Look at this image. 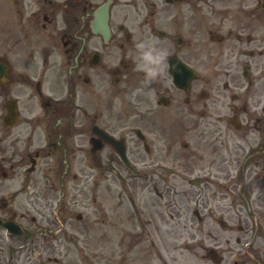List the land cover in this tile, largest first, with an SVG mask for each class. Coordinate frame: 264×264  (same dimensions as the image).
<instances>
[{"label": "flooded vegetation", "instance_id": "obj_1", "mask_svg": "<svg viewBox=\"0 0 264 264\" xmlns=\"http://www.w3.org/2000/svg\"><path fill=\"white\" fill-rule=\"evenodd\" d=\"M106 4L109 35L93 28ZM149 47L167 51L155 77ZM97 130L130 166L104 140L93 151ZM151 184L137 264H179L177 218L190 264H264V0H0V217L22 233L0 227V257L41 264L54 206L71 227L84 190L120 210L126 186Z\"/></svg>", "mask_w": 264, "mask_h": 264}, {"label": "rangeland", "instance_id": "obj_2", "mask_svg": "<svg viewBox=\"0 0 264 264\" xmlns=\"http://www.w3.org/2000/svg\"><path fill=\"white\" fill-rule=\"evenodd\" d=\"M184 188H185V191L183 192V195H188V197L190 195H196L199 192V190L197 188H195V187L184 186ZM42 189H43L44 194H50L49 187H47L46 184L42 185ZM151 191H153V189L150 186H148L146 188V190L139 189L138 191H134L133 193H131L132 197L135 198V203H137V201H138L140 210L144 209L145 212H150V207L152 206L151 203H152V200H153L152 197L155 196L154 194H152ZM53 194H56V193H53ZM170 194L172 195V198L175 201H177V202L180 199L183 200V197H182L183 195H181V197L177 196L178 193L176 192V189H173ZM98 197L100 198L99 195H98ZM127 199H129V197H126L125 195H123V199H122V204H123L122 205V207H123L122 208V214L123 215L122 216H124V217L129 216V215L136 216L138 221H140V214L138 212L134 213L132 211V205H131L130 201H126ZM189 200L191 201V200H193V198H191ZM86 201H88V199ZM77 203H79V202H77ZM104 203H105V206H106L107 211H108L106 213V215H107L106 218H107V221L109 222L108 223V227H107V232H111V233L110 234L107 233L108 241L104 242L103 245H106L107 247H111V248L114 249V247H120L121 246V242H122L123 249H125L126 245H127L126 242H125V237L121 238V242H120L116 238V234L114 233L115 229H111V227H110L111 223L115 224L114 217H116V216L112 215V214L116 215V211H115V208H114L115 202H114V200L112 198H110L108 201H106ZM85 204H87V202ZM189 204H190L191 207L195 206L193 202H190ZM176 205H177L178 208L181 207L179 203H177ZM82 208H85V205L81 206L80 203L77 204L76 208H75V214H77L79 211H82V213H85L86 210H82ZM112 208H114V209H112ZM134 208L137 209V205H135ZM43 209H47V202L46 201H44V208ZM52 209H53V211H56L57 207L55 206ZM173 209H176V208L172 207L170 210L172 211ZM154 210H157V209H154ZM178 220H179L178 218L175 219V221H176L175 231H177V237H171V239L181 240V241L178 242V244L181 247H183L182 244L184 243V240H182V239H184V237L182 238V230L180 229V226H178L179 225ZM172 225H175L173 221H172ZM98 226H100V225H98ZM127 228L130 229V230L133 229V227L131 226L130 223H129V226H127ZM83 229L86 232L88 231V229H86L85 227ZM91 231L94 232L95 238L100 235L99 228L96 229V230L91 229ZM206 233H207V231H206V227H205V229L203 230V234L205 235ZM58 235H60V234H58ZM52 237H54V236L52 235ZM80 239H81L80 241H82L81 244H80L81 248L85 247L87 249L88 247H90V245L88 244L87 240L86 239L84 240L82 235H80ZM181 253H182V251L179 250L178 251V255H180L179 256V260H180L179 264H186V262L183 260L182 257H184L185 259H188V264H190V262H189L190 254L188 252H184V254L181 255ZM130 260L132 261L131 264H137L135 259H130ZM71 261L73 262L72 264H86L85 262H83L82 258L80 257V253L76 249L74 251V254L71 257ZM116 261L117 260L113 259V260L108 261V262L103 261V262L99 263L98 260H94V264H116ZM223 264H231V262L226 261Z\"/></svg>", "mask_w": 264, "mask_h": 264}, {"label": "clouds", "instance_id": "obj_3", "mask_svg": "<svg viewBox=\"0 0 264 264\" xmlns=\"http://www.w3.org/2000/svg\"><path fill=\"white\" fill-rule=\"evenodd\" d=\"M138 47L144 49L145 45L141 43ZM141 55L143 57L141 67L147 70L149 77H155L162 71L163 61L167 56L166 50H157L155 47H149L147 50H144Z\"/></svg>", "mask_w": 264, "mask_h": 264}]
</instances>
